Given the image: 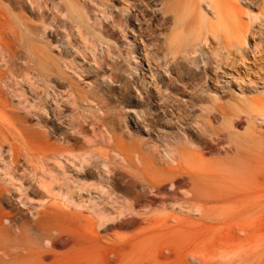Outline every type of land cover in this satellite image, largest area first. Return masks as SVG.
Segmentation results:
<instances>
[{
    "label": "rangeland",
    "instance_id": "1",
    "mask_svg": "<svg viewBox=\"0 0 264 264\" xmlns=\"http://www.w3.org/2000/svg\"><path fill=\"white\" fill-rule=\"evenodd\" d=\"M0 98V264L197 262L241 227L264 264V0H0Z\"/></svg>",
    "mask_w": 264,
    "mask_h": 264
},
{
    "label": "bare ground",
    "instance_id": "2",
    "mask_svg": "<svg viewBox=\"0 0 264 264\" xmlns=\"http://www.w3.org/2000/svg\"><path fill=\"white\" fill-rule=\"evenodd\" d=\"M37 70H39V73H40L39 75H41V76L44 75L43 81L47 82L48 78H49V75L45 76L44 70H40V68H38V67H37ZM0 106L5 107L4 101H2L1 98H0ZM0 129L2 130L1 126H0ZM5 138H6L5 135L3 137L0 136V154L2 152H4L3 142H4ZM6 139L8 141V144L10 145V148H11V151H12V152L10 151L11 152L10 161H7L6 166L11 171L10 174H11L12 181L15 182L14 180H17V177L15 175H13V172L15 170L17 171V169H18L19 159H18V157L15 156V151H16L15 144L13 142H10L9 141L10 139H8V138H6ZM27 152H28V154L31 153L30 151H27ZM53 152L54 153H58L57 149H54V148H53L52 151H50V148L48 147V145L46 147H44L43 151L41 152V154L43 156L42 157L43 160L46 159V157L48 155H50L51 153H53ZM32 153H35L36 159L39 160L40 150H37V151L34 150ZM170 158H171V156H170ZM171 160H172V158H171ZM45 162H47V161H45ZM82 162L84 163L85 159ZM44 166H45V164L43 163V167ZM170 174L171 175L167 179V180H169L168 185H172V186H175V187L176 186L183 187L185 185H192L193 187H196V183H195L196 178H194L191 175L184 174V172L181 170L180 165L177 164L176 166L171 167ZM26 175H27V173H26ZM26 175H25V177H26ZM21 178H22V176H21ZM31 185H32V188H34L36 190V192H34V193H36L37 195H40V196H37V199L41 200V202H42L41 206L45 207L46 206V202L44 200V197L47 196V195H50L51 193L54 192L53 183L47 181V179L45 177L40 176L38 178V186L36 184H34L32 181H31ZM161 185H162V183H160V185L158 184L156 187L161 188ZM22 186H24V182L21 183V187ZM1 189L5 190L7 188H3V187L0 188V194L2 192ZM238 197L243 199L244 196H238ZM185 198H186L185 199L186 202H188L193 209H196L197 212H200V213H205V211H206V208L202 204L204 202L205 203L206 202H228V203L237 202L236 197L232 198V196H221V195H217V194L212 195V196H202V195H198L197 192H193V191H188L186 193V197ZM245 199L246 198L244 197V200ZM141 202H142V200H141V198L139 196L137 198H135V203L136 204L137 203L140 204ZM239 202L244 204V203H247V200L239 201ZM135 203H134V205H136ZM134 205L131 204L132 213L136 212V209H135ZM38 212L41 213L40 210ZM241 228H242L241 230L243 232L247 233V235H246L247 240L245 242H243V243L236 242L237 240L233 239V237L220 238L219 240L214 241V243L211 242L212 244L210 243L211 245L209 247V243H206V242H204L205 241L204 239L203 240L201 239L198 243H196L197 246L192 247L186 253V258L187 259H188L189 256H193L196 259H198V261L196 262V260H195L193 262H189V263L186 262V263H188V264H242V263H240V260H242V259L237 258L236 256L239 253H241L240 251H244V250H247L246 253H248V254H247L246 259H248V260H249V257H248L249 254H252V256H255V258L256 257L257 258H263L261 256L262 254H260V252L256 251L257 248H258L257 240H259L260 234L258 236H256V237L254 236L252 239L249 238L251 231H253V232L256 231V233H257L258 230L250 229V227H241ZM179 240H181V239H179ZM125 242L126 243H124V244L122 243V241L118 243L119 244L118 248H119L120 252H122V250H124L125 247L129 244V241H125ZM180 242L177 243V241L175 239H169V241L165 244L166 245V249L169 250L168 254H165L166 258L171 257L170 255H172V253H174V255L176 257H180V253L177 250V244L179 245ZM254 243H255V246L253 245ZM258 254H260V255H258ZM240 255H242V254H240ZM242 258H244V257H242ZM181 259H183V257ZM182 261L181 260H177L175 258V261L173 263L174 264H186V263H183L185 260L183 262ZM251 261H254V260H250V263H251ZM253 264H255V261L253 262Z\"/></svg>",
    "mask_w": 264,
    "mask_h": 264
}]
</instances>
